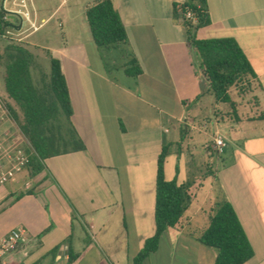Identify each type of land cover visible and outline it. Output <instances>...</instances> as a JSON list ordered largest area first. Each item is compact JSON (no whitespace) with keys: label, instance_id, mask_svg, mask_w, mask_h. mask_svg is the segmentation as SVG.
Segmentation results:
<instances>
[{"label":"crops","instance_id":"obj_1","mask_svg":"<svg viewBox=\"0 0 264 264\" xmlns=\"http://www.w3.org/2000/svg\"><path fill=\"white\" fill-rule=\"evenodd\" d=\"M70 1L59 19L61 41L26 43L59 60L70 120L85 150L47 158L33 176L25 167L0 186V238L15 228L27 237L4 263L132 264L154 234L156 162L167 145L164 178L187 184L190 200L183 227L166 230L142 264L214 263L215 249L198 238L217 188L252 247L243 264H264V0H206L210 24L196 30L199 39L234 38L255 72L252 96H245L253 101H236L229 91L233 113L208 92L186 29L172 16V4L185 0H111L127 42L110 50L94 44L86 22L85 10L97 0ZM66 4L61 0L39 24L34 13L39 29ZM129 59L142 71L136 77L124 74ZM245 104L261 111L240 113ZM217 136L225 143L220 154L213 148ZM206 161L216 172L201 182L192 172ZM69 249L76 255L71 263Z\"/></svg>","mask_w":264,"mask_h":264},{"label":"trees","instance_id":"obj_2","mask_svg":"<svg viewBox=\"0 0 264 264\" xmlns=\"http://www.w3.org/2000/svg\"><path fill=\"white\" fill-rule=\"evenodd\" d=\"M187 12L192 14V18L186 17ZM4 16L5 13L0 9V38L7 29L14 27ZM172 16L186 29L187 42L194 50L200 73L208 82V92L217 101L229 103L234 111L235 103L231 100L230 88H250L249 80L256 77L244 52L232 37H196L197 29L210 24L206 0L173 3ZM85 18L97 47L110 50L126 44V30L111 0L92 3L85 10ZM31 48L26 42L9 43L0 51V63L3 64L2 78L6 97L21 112L20 118L7 99L9 113L26 140L29 155L27 169L29 175L33 176L43 170L45 159L83 151L85 145L70 120V98L59 60L48 52L49 72L45 75L46 81L43 79L42 86L37 87L31 76L34 58ZM141 72L135 59H129L125 64L126 76L136 77ZM260 118H264V111ZM167 150V145H163L156 162L154 234L144 241L142 249L132 259V264H142L156 250L166 230L177 233L183 227V215L188 207L190 193L187 184H178L175 179L165 180L163 166ZM198 240L204 246L215 249L213 264H243L253 255L232 205L219 188L208 226ZM75 257L69 249L68 262L71 263Z\"/></svg>","mask_w":264,"mask_h":264},{"label":"rangeland","instance_id":"obj_3","mask_svg":"<svg viewBox=\"0 0 264 264\" xmlns=\"http://www.w3.org/2000/svg\"><path fill=\"white\" fill-rule=\"evenodd\" d=\"M1 1V0H0ZM61 0H26V4H27V8L29 10V12L31 13V16H34V13H38L39 17L37 18V23H40V18H46L49 14H51L60 4ZM72 2L70 0H67V4L62 6V9L60 10L59 8L57 9V12L53 14V17L46 23L44 24L38 32H34L32 35L28 36L26 39L23 38L24 36L30 34V30L28 31H24L28 25L24 24L22 28H17L18 26H20L19 20L18 18H16L14 21H11L12 24H16L14 25V28L16 30V32H14V39H10V38H0V51H2L4 49V47L9 44V43H24V42H28V43H32L38 46H42V47H51L54 46L57 41H61L60 37H61V28L59 26V19H62V13L69 7H72ZM1 6V4H0ZM14 9V7L11 5V1H9L7 4H5V9ZM5 11V10H2ZM76 11V10H75ZM73 12V11H72ZM8 16V15H7ZM52 29V30H51ZM50 30L55 33L50 32ZM57 33V37H54V35ZM20 39V40H17ZM32 47V46H31ZM34 58H33V62L31 65V76H32V80L34 82V84L37 87L42 86L43 84V79L46 81V77L45 75L49 72V54L48 51L45 49H41L39 47H33L31 48ZM3 64L2 62L0 63V94L3 95L4 97H6V93L4 90V86H3ZM47 76V75H46ZM244 85V84H243ZM244 87V86H242ZM232 93V95L235 97L236 101L238 100L239 102L242 101H253L251 99L252 94L249 92V88H240V86H236V87H231L230 90ZM261 91H257L255 93V95H257L259 98L261 96V103L263 104L264 108V97L260 94ZM211 94V93H210ZM247 94L251 95L248 97V99L245 97ZM260 94V96H259ZM212 95V94H211ZM209 96H206V99H208ZM10 105L17 111L19 117L21 118V112L20 110L17 108V106L15 105V103L7 98ZM256 99V98H255ZM246 103V102H245ZM247 106H245V109L241 107L240 109V113H247V112H253L256 113L260 112L261 110L259 108H255L253 105H248L245 104ZM223 107H226L227 111H231V113H233V109L231 108V105L229 103H225L223 104ZM178 128L179 126H177L176 124L171 128L172 129V134L176 135L178 133ZM207 131H211V128L209 127V130ZM217 158V155H214ZM198 158L199 155H197ZM215 169L214 166L211 165L209 163V161H206L204 163L201 164L200 169L197 172H192V177L193 178H197L198 180H201V182L204 179L211 180L214 178V173H215ZM213 190V189H212ZM179 258V257H178ZM164 264V263H162Z\"/></svg>","mask_w":264,"mask_h":264},{"label":"built area","instance_id":"obj_4","mask_svg":"<svg viewBox=\"0 0 264 264\" xmlns=\"http://www.w3.org/2000/svg\"><path fill=\"white\" fill-rule=\"evenodd\" d=\"M9 1H11L14 9H5V4ZM0 4V9L5 10L3 11L5 13L4 19L14 21L18 18L20 28L27 24L28 27L24 31L30 30V33L39 29V25L36 24L35 14L33 17L31 16L26 0H1ZM12 16L14 20H12ZM186 17L192 18V14L187 12ZM13 31L16 32L14 27L7 29L2 37L14 39L15 33ZM6 101L7 97L0 94V186L13 181L29 163L26 140L14 123L6 106ZM224 146L225 143L221 137L217 136L214 138L213 148L216 153L220 154ZM26 240V233L22 228H15L1 237L0 264H5L4 258L25 243Z\"/></svg>","mask_w":264,"mask_h":264},{"label":"water","instance_id":"obj_5","mask_svg":"<svg viewBox=\"0 0 264 264\" xmlns=\"http://www.w3.org/2000/svg\"><path fill=\"white\" fill-rule=\"evenodd\" d=\"M11 18H12V20H14V17H13V16H12ZM19 27H20V26H18L17 28H19ZM64 254H66V249H65Z\"/></svg>","mask_w":264,"mask_h":264}]
</instances>
